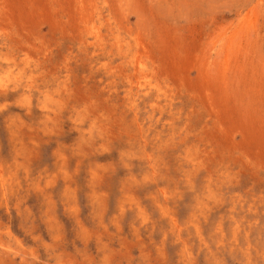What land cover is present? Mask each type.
<instances>
[{"label":"rangeland","instance_id":"obj_1","mask_svg":"<svg viewBox=\"0 0 264 264\" xmlns=\"http://www.w3.org/2000/svg\"><path fill=\"white\" fill-rule=\"evenodd\" d=\"M0 264H264V0H0Z\"/></svg>","mask_w":264,"mask_h":264}]
</instances>
